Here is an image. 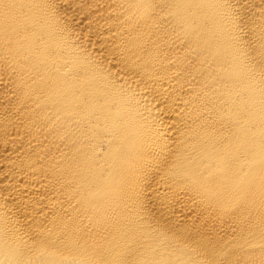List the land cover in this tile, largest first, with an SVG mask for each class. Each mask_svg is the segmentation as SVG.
I'll list each match as a JSON object with an SVG mask.
<instances>
[{
	"label": "bare ground",
	"instance_id": "1",
	"mask_svg": "<svg viewBox=\"0 0 264 264\" xmlns=\"http://www.w3.org/2000/svg\"><path fill=\"white\" fill-rule=\"evenodd\" d=\"M0 264H264V0H0Z\"/></svg>",
	"mask_w": 264,
	"mask_h": 264
}]
</instances>
